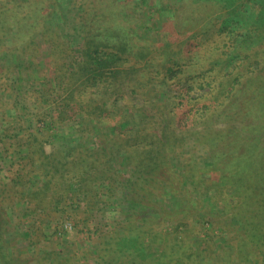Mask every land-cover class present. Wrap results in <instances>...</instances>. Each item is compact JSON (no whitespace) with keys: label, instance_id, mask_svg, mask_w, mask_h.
<instances>
[{"label":"trees","instance_id":"trees-1","mask_svg":"<svg viewBox=\"0 0 264 264\" xmlns=\"http://www.w3.org/2000/svg\"><path fill=\"white\" fill-rule=\"evenodd\" d=\"M143 1L0 0V93L21 60L31 56L28 72L42 66L41 36L47 67L69 94L66 117L93 115L103 129L95 150L82 145L86 136L62 146L54 164L65 168L52 177L76 200L85 199L86 182L121 187L123 218L99 230L95 264H264V0H177L161 40L135 32L134 6ZM66 37L82 44L73 48ZM222 114L230 121L217 128ZM25 140L29 156L15 164V180L0 181V264L30 262L5 204L25 201L20 218L32 220L63 198L61 184L37 165L44 138ZM118 167L125 173L115 185ZM208 197L223 206L224 241L207 236L196 246L194 225L163 230L180 217H207Z\"/></svg>","mask_w":264,"mask_h":264},{"label":"rangeland","instance_id":"rangeland-1","mask_svg":"<svg viewBox=\"0 0 264 264\" xmlns=\"http://www.w3.org/2000/svg\"><path fill=\"white\" fill-rule=\"evenodd\" d=\"M180 5L177 0H144L139 2V5L134 6L136 13L133 14L134 16L131 15L136 19L134 23L137 25L135 32L152 40H161L163 20H175L178 9L181 8ZM190 28L187 27V30L191 31ZM65 40L73 48L82 44L81 40L73 37H66ZM36 42L43 53L41 67L29 72L23 69L24 61L29 60L31 56L18 62L16 68L11 66L9 61L4 60L8 66L14 67L10 72L13 83L4 87L0 93V99H4L5 102L4 106L0 105V151L6 155L3 159L9 167L7 171L9 180H5L4 175L0 173V181L7 186H10L15 180V164L24 162L29 156L26 136L33 134L44 138L43 152L45 158H41V162H37V165L52 178L55 172L60 170L59 167L62 170L65 168L62 164L59 167L54 164V157L60 152L62 146L70 144L68 143L69 140L86 136L89 141H83L82 145L85 148L95 150L97 148L95 145L97 142L100 143L99 138L103 131L93 115L78 113L75 118L66 117L69 112V94L55 79L56 73L47 67L46 60L49 53L42 37L36 36ZM98 99L99 102L102 101V97H98ZM164 100V98L159 97L160 103H163ZM138 106L139 108L142 107L140 104ZM108 108H116V106L110 104ZM153 110L152 112H154ZM130 116L133 122H137L141 116L140 110L133 109ZM227 121H230V118L222 114L221 117L214 120V125L217 128H224ZM122 157L120 153L117 154L115 163L119 164L120 160H123ZM63 164L65 165V163ZM124 173L125 170L117 168L115 173L117 176L113 177L115 185L119 184L120 177H123ZM45 179V173H39L34 178L36 183H42ZM52 180L58 185L61 184L63 198L61 204H54V208L48 209L44 216L34 217L32 220L20 218L26 203L18 198L14 199L15 204L13 205L5 204L7 215L10 216L12 235L19 239L20 248L30 257L28 264L97 263L96 250L101 235H99V230H114L123 218L122 209L119 206L121 200L120 185L114 186L111 192L106 184H89L86 182L87 187L81 188L87 192L85 199L76 200L79 198L70 194L65 188L66 185L61 183L59 175ZM104 202H109V207H106ZM203 205L209 213L207 217L194 221L185 218L181 220L180 217V220L164 225L163 230L170 231L174 229L176 224L181 223L180 231L184 232L189 231L190 227L194 225L196 230L191 235V241L196 246H201L207 236H212L216 243L224 241L227 234L224 230L225 226L221 225L219 219L220 213L223 212V206L213 197L204 200ZM37 221H40L38 227ZM65 222H72L74 229L64 232L63 237H57L55 229L61 227ZM183 224L188 226L183 227ZM154 252L159 257L161 249L155 248ZM46 256L50 258V262H47ZM146 264L154 263L148 262Z\"/></svg>","mask_w":264,"mask_h":264},{"label":"built area","instance_id":"built-area-1","mask_svg":"<svg viewBox=\"0 0 264 264\" xmlns=\"http://www.w3.org/2000/svg\"><path fill=\"white\" fill-rule=\"evenodd\" d=\"M1 154H2V156H1ZM0 156H1L0 173H2L4 175V176L3 175L2 176L5 180H9L8 174H7L9 167L5 164V160L3 159V157L4 156L6 157V155L3 154L2 151H0ZM3 160H4V162H3ZM73 229H74V225L72 222H65L64 224H62L61 227L59 226L58 228L55 229V234L57 237H63L64 232H68V231H71Z\"/></svg>","mask_w":264,"mask_h":264}]
</instances>
